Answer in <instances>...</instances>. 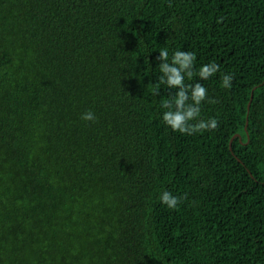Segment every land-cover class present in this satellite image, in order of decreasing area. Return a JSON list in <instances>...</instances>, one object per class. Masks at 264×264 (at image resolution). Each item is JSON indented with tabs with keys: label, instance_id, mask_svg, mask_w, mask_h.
<instances>
[{
	"label": "trees",
	"instance_id": "obj_1",
	"mask_svg": "<svg viewBox=\"0 0 264 264\" xmlns=\"http://www.w3.org/2000/svg\"><path fill=\"white\" fill-rule=\"evenodd\" d=\"M162 48L221 66L215 131L164 124ZM0 264H264V0H0Z\"/></svg>",
	"mask_w": 264,
	"mask_h": 264
},
{
	"label": "clouds",
	"instance_id": "obj_2",
	"mask_svg": "<svg viewBox=\"0 0 264 264\" xmlns=\"http://www.w3.org/2000/svg\"><path fill=\"white\" fill-rule=\"evenodd\" d=\"M158 53L157 61L160 62L159 69L162 75L159 76L158 83L153 85V95L159 93L160 85H166L169 89L175 90L174 98H169L161 105L164 109L162 114L164 124L173 132L186 136L215 131L219 127V120L215 117L208 119L202 117L203 105L211 102L208 88L199 82L186 84V80L198 77L200 81H208L220 72L221 66L210 62L202 64L197 70V56L192 51L176 50L171 53V58L167 48H162ZM220 79L221 88H232L233 74H221ZM81 119L94 122L97 117L95 112L89 110L82 114ZM159 199L169 209H176L183 198L165 191Z\"/></svg>",
	"mask_w": 264,
	"mask_h": 264
},
{
	"label": "water",
	"instance_id": "obj_3",
	"mask_svg": "<svg viewBox=\"0 0 264 264\" xmlns=\"http://www.w3.org/2000/svg\"><path fill=\"white\" fill-rule=\"evenodd\" d=\"M252 99V95H251V98H250V100ZM249 107H250V102L248 103V110H249ZM247 129V121H246V123H245V130ZM233 139L234 138H232V140H231V142L233 141ZM231 142H230V144H231Z\"/></svg>",
	"mask_w": 264,
	"mask_h": 264
}]
</instances>
